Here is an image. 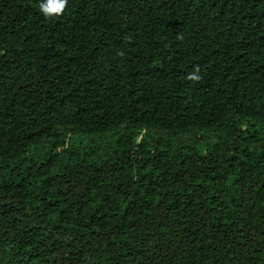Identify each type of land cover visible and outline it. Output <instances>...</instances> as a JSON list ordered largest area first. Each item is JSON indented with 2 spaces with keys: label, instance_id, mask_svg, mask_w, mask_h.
I'll return each instance as SVG.
<instances>
[{
  "label": "trees",
  "instance_id": "trees-1",
  "mask_svg": "<svg viewBox=\"0 0 264 264\" xmlns=\"http://www.w3.org/2000/svg\"><path fill=\"white\" fill-rule=\"evenodd\" d=\"M43 2L0 0V264H264V0Z\"/></svg>",
  "mask_w": 264,
  "mask_h": 264
},
{
  "label": "clouds",
  "instance_id": "clouds-1",
  "mask_svg": "<svg viewBox=\"0 0 264 264\" xmlns=\"http://www.w3.org/2000/svg\"><path fill=\"white\" fill-rule=\"evenodd\" d=\"M66 5L67 0H44V2L40 4L39 8L45 17L52 18L61 15L65 10ZM186 79L192 82H199L202 77L198 70H196L189 73Z\"/></svg>",
  "mask_w": 264,
  "mask_h": 264
}]
</instances>
